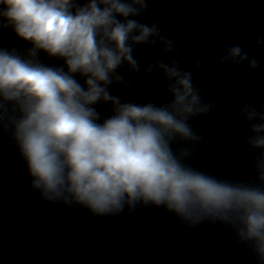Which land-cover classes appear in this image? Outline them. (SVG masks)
<instances>
[{
    "label": "clouds",
    "instance_id": "9594fccd",
    "mask_svg": "<svg viewBox=\"0 0 264 264\" xmlns=\"http://www.w3.org/2000/svg\"><path fill=\"white\" fill-rule=\"evenodd\" d=\"M148 11L149 0H0V32L11 29L30 45L23 52L0 46V122L11 128L30 188L46 203L93 217L151 207L190 228L220 222L264 264V106L239 108L255 181L216 177L187 163L204 142L191 121L217 102L204 98L182 66L184 33L165 34L151 16L140 22ZM141 47L163 55L142 66L134 55ZM257 47L264 39L250 45ZM41 53L62 63H44ZM217 62L242 75L258 67L238 43L221 47ZM192 67L201 69V61ZM154 73L168 97L162 102L124 100L112 91Z\"/></svg>",
    "mask_w": 264,
    "mask_h": 264
},
{
    "label": "water",
    "instance_id": "95a60500",
    "mask_svg": "<svg viewBox=\"0 0 264 264\" xmlns=\"http://www.w3.org/2000/svg\"><path fill=\"white\" fill-rule=\"evenodd\" d=\"M151 16L164 33L183 32V65L193 72L206 100L217 106L191 121L204 142L187 161L198 170L229 180H256L253 154L242 143L248 126L239 108L253 102L264 106V47L250 48L264 39V0H149ZM214 40L216 47L203 45ZM180 43V40H177ZM240 44L258 67L243 75L237 66L220 65L221 47ZM0 46L30 47L11 29L0 32ZM134 55L144 66L162 57L158 48L141 47ZM170 60L171 57H164ZM44 63L62 62L41 53ZM200 60L202 67L192 65ZM247 61H245V66ZM127 74V73H125ZM130 89L113 88L124 100L146 103L168 98L161 80L132 77ZM98 111L108 115L104 106ZM6 119V118H5ZM0 264H256L249 249L236 243L233 230L205 221L195 228L181 225L164 209L139 208L119 217H93L87 211L39 199L30 188L24 160L11 134L0 122Z\"/></svg>",
    "mask_w": 264,
    "mask_h": 264
}]
</instances>
